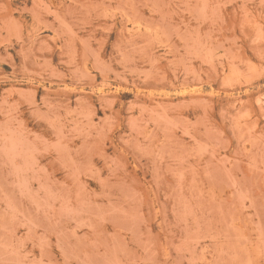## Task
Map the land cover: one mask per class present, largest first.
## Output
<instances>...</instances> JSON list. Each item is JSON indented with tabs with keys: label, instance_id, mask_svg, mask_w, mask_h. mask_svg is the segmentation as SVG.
Instances as JSON below:
<instances>
[{
	"label": "rangeland",
	"instance_id": "374dc122",
	"mask_svg": "<svg viewBox=\"0 0 264 264\" xmlns=\"http://www.w3.org/2000/svg\"><path fill=\"white\" fill-rule=\"evenodd\" d=\"M0 264H264V0H0Z\"/></svg>",
	"mask_w": 264,
	"mask_h": 264
}]
</instances>
